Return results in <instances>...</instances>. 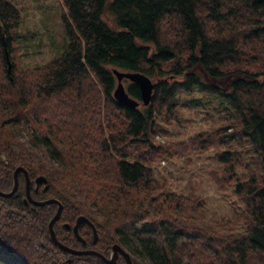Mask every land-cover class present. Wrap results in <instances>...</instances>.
Here are the masks:
<instances>
[{"label": "trees", "instance_id": "obj_1", "mask_svg": "<svg viewBox=\"0 0 264 264\" xmlns=\"http://www.w3.org/2000/svg\"><path fill=\"white\" fill-rule=\"evenodd\" d=\"M62 2L64 55L18 67L13 40L21 14L11 0H0V189L12 188L23 165L34 198L62 201L55 231L75 248L110 255L119 243L134 264H264V0ZM115 68L148 74L150 103H120ZM124 80L141 100L139 85ZM195 87L226 97L236 119L189 141L158 142L157 120L172 122L174 97ZM245 138L259 171L249 166L250 177L236 183L248 219L243 234L220 232L186 213L205 204L202 195L154 182L159 160ZM222 153L226 172L216 178L229 180L238 156ZM40 175L47 183L36 187ZM18 178L13 195L0 194V264H105L55 242L49 221L58 205L26 201L23 172ZM81 214L93 221L96 242L88 223L79 226L85 244L66 226ZM115 264H127L122 254Z\"/></svg>", "mask_w": 264, "mask_h": 264}, {"label": "rangeland", "instance_id": "obj_2", "mask_svg": "<svg viewBox=\"0 0 264 264\" xmlns=\"http://www.w3.org/2000/svg\"><path fill=\"white\" fill-rule=\"evenodd\" d=\"M11 1L21 14L13 40L18 67L44 66L62 57L68 47L63 19L68 11L62 0ZM220 82L226 84V89L231 86L228 79ZM174 101L176 118L172 122L157 120L158 142L189 141L236 119V106L226 97L201 91L198 87L191 92L179 91ZM225 151H232L238 160L233 177L220 180L216 176L223 178L226 167L225 159L218 155ZM152 166L154 182L161 185V190L196 193L205 198L203 206L186 213L223 233L239 235L247 232L246 206L236 191V183L250 177L249 166L259 171L248 138L172 155ZM144 263L147 264L145 260Z\"/></svg>", "mask_w": 264, "mask_h": 264}, {"label": "water", "instance_id": "obj_3", "mask_svg": "<svg viewBox=\"0 0 264 264\" xmlns=\"http://www.w3.org/2000/svg\"><path fill=\"white\" fill-rule=\"evenodd\" d=\"M9 58V57H8ZM9 64V70L11 69V62L8 61ZM114 72L117 76L118 82L113 90L114 97L122 104L127 106H137L141 103L148 104L150 103L153 95L154 90V81L153 79L146 74L145 72H142L140 70L136 71H125V70H119L117 68L114 69ZM127 78L133 82H136L139 85L140 91H141V100L135 98L134 96L130 95V93L127 90V87L124 83V79ZM19 172H23L26 180V201H31L34 204L43 205L46 203L54 202L58 205L57 210L54 214V216L49 221V229L52 239L60 244L64 249L67 251L74 253V254H83V253H94L98 255L105 264H115L119 255L122 254L125 258V261L127 264H134L133 258L128 250H126L124 247H122L119 243H114L111 248L110 255H105L102 252L98 251L95 248H75L68 244H65L62 242L56 234L54 223L57 220V218L60 216L62 209H63V203L60 199L55 197H49L45 199H37L34 198L31 194V178L29 176L28 170L23 165H18L14 170V184L10 190H2L0 189V194L3 196H11L16 191L18 184H19V178L18 174ZM36 187L40 183H47V178L44 175H40L36 178ZM46 187V186H45ZM86 222L88 223L92 229H93V242H96L98 233L97 229L93 223V221L86 215L81 214L77 217L75 224L71 225L69 223L66 224L68 228H72L76 236L78 238L82 239V236L79 233V226L81 223ZM83 243H86V240L82 239Z\"/></svg>", "mask_w": 264, "mask_h": 264}]
</instances>
